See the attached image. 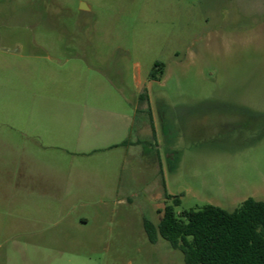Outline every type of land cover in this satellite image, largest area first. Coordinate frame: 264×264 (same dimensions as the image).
Instances as JSON below:
<instances>
[{"label": "rangeland", "instance_id": "rangeland-1", "mask_svg": "<svg viewBox=\"0 0 264 264\" xmlns=\"http://www.w3.org/2000/svg\"><path fill=\"white\" fill-rule=\"evenodd\" d=\"M166 194L264 201V0H0V264H186Z\"/></svg>", "mask_w": 264, "mask_h": 264}, {"label": "trees", "instance_id": "trees-1", "mask_svg": "<svg viewBox=\"0 0 264 264\" xmlns=\"http://www.w3.org/2000/svg\"><path fill=\"white\" fill-rule=\"evenodd\" d=\"M163 71L164 64L156 63L151 79ZM166 198L173 203L165 206L159 224L145 221L151 243L166 240L186 264H264V201L248 198L234 211L207 205L177 214L181 199Z\"/></svg>", "mask_w": 264, "mask_h": 264}]
</instances>
